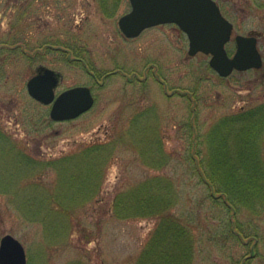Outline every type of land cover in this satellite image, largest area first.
<instances>
[{"label":"rangeland","instance_id":"obj_1","mask_svg":"<svg viewBox=\"0 0 264 264\" xmlns=\"http://www.w3.org/2000/svg\"><path fill=\"white\" fill-rule=\"evenodd\" d=\"M218 2L237 34L264 33V0ZM130 8L129 0L104 10L97 0H0L4 171L12 176L18 167L11 152L41 162L28 180L0 188V240L7 234L19 239L33 264H136L160 219H121L114 205L120 193L160 178L164 187L168 180L174 185L172 214L193 226V264H264V181L250 205L235 199L232 206L202 182L190 160L192 143L199 142L202 153L195 155L202 157L208 133L226 119L264 111V67L222 78L209 68V56H189L188 37L174 25L127 40L118 21ZM13 39L25 43L29 54L16 52ZM60 46L79 50L73 56H83L102 85L81 64L67 61ZM259 48L264 57V38ZM42 66L61 74L58 92L91 87L94 107L77 119L52 121L50 107L27 90ZM96 146V185L79 203L59 199L56 182L62 177L51 163ZM259 148L264 167V131ZM40 194L49 203L37 202ZM27 196L40 211L24 208Z\"/></svg>","mask_w":264,"mask_h":264},{"label":"trees","instance_id":"obj_2","mask_svg":"<svg viewBox=\"0 0 264 264\" xmlns=\"http://www.w3.org/2000/svg\"><path fill=\"white\" fill-rule=\"evenodd\" d=\"M61 48L71 49L70 47ZM13 49L25 55L29 54L25 49ZM62 53H64L63 50ZM209 68L214 71L211 67ZM258 112L242 113L237 119H226L223 125L212 129L208 133L206 151L202 157L195 155L202 153L198 146L199 142L192 143V151L195 154L190 160L202 182L214 188L217 193L225 194L226 200L232 206L236 203L235 199L249 204L258 192V184L264 180L259 153L260 137L264 131V111ZM189 130L193 132L191 127ZM3 145L1 143L0 147ZM97 148L96 146L82 151L76 157H65L51 163L57 167L58 180L62 177L56 182L59 199L64 202L79 203L84 199L80 198V195H89L96 185L95 177H99L95 174L100 162V157L96 155ZM11 153V156L14 155L16 158L11 160V163H15L18 169L15 168L12 176L4 171L8 160L6 152L0 151V154H4L0 155V188L10 189L16 180H28L41 164L37 159L25 156L21 160L16 152ZM75 159H79L80 162L77 163ZM74 164L73 171L65 172L69 171L70 165L73 167ZM63 177L66 181L64 188H62ZM161 181L160 178L148 180L136 188L120 193L114 205L115 215L121 219L137 217L160 219L151 240L136 264H193L197 240L193 226L184 225L178 216L172 214L178 202L174 185H171L172 181L168 180L164 187L165 182L161 184ZM31 187L38 188L37 184L32 183ZM64 190L71 192V196L68 197ZM40 196L41 199L36 200L37 202L49 203L48 199L43 198L41 194ZM31 201L33 200L27 196L24 208L30 212H34V208L40 211L35 207V203H28ZM29 264H33L32 261H29ZM69 264H75V262Z\"/></svg>","mask_w":264,"mask_h":264},{"label":"water","instance_id":"obj_3","mask_svg":"<svg viewBox=\"0 0 264 264\" xmlns=\"http://www.w3.org/2000/svg\"><path fill=\"white\" fill-rule=\"evenodd\" d=\"M132 9L119 20L123 34L138 37L144 30L164 24H176L189 38V55H211L210 66L222 77L235 70L260 69L264 65L255 36L238 35L237 50L231 56L226 45L234 26L214 0H130ZM59 74L49 68L38 71L27 83L29 95L44 105H52L54 121L76 119L95 104L92 90L77 86L56 96ZM0 264H28L23 243L11 234L0 240Z\"/></svg>","mask_w":264,"mask_h":264},{"label":"flooded vegetation","instance_id":"obj_4","mask_svg":"<svg viewBox=\"0 0 264 264\" xmlns=\"http://www.w3.org/2000/svg\"><path fill=\"white\" fill-rule=\"evenodd\" d=\"M113 1H117V0H97V2L99 3V6H100V9L101 10H104V9H107L112 3H113ZM216 2H217V4L219 5V7L221 8V11H222V13H223V15L225 16V18L227 19V20H229L230 22H232L233 23V25H234V33H233V37H232V40L230 41V43H229V45H231L232 43L235 45L236 44V37L239 35V34H237L236 33V26H235V24H234V22L226 15V13L224 12V9H223V7L220 5V3L218 2V0H215ZM129 2H130V4H131V1L129 0ZM132 9V5H131V8H130V10ZM130 10L128 11V12H130ZM127 12V13H128ZM127 13H125V14H127ZM124 14V15H125ZM123 16V15H122ZM121 16V17H122ZM120 17V18H121ZM119 18V19H120ZM118 23H119V21H118ZM168 25H173V24H165V25H159V26H168ZM159 26H156V27H159ZM174 26H176V25H174ZM119 27H120V25H119ZM154 28V27H153ZM149 29H151V28H149ZM148 29H146L145 31H147ZM145 31H143L138 37H135V38H128V37H126L123 33V37L125 38V39H127V40H132V39H137V38H139L141 35H143V33L145 32ZM122 32V31H121ZM181 32H183V31H181ZM184 33V32H183ZM185 34V33H184ZM246 36H255V37H257V39H258V42H257V44H258V46H259V44H260V39L261 38H264V33H261L260 35H258V36H256V34L255 33H252V34H250V35H246ZM16 41V42H15ZM13 43H14V46L16 47V48H18V49H23V45L25 44H21L20 42H19V40H16V39H13ZM1 46H4V44H2ZM236 46V45H235ZM50 47H53L52 45L50 46ZM55 47V46H54ZM61 50H63V55L65 56V58H66V60L67 61H69L70 63H76V64H81L82 66H83V68L86 70V72L91 76V77H93V79L95 80V82L97 83V84H99V85H102V83L100 82V77H99V72H97V71H95L92 67H90V64H88V62L84 59V57L83 56H80V54H78L77 53V56H73V50H75L76 52H79V50H77V49H75V47H71V50L70 49H62L61 48ZM43 68H48V67H40V69L39 70H41V69H43ZM38 70V71H39ZM253 70H255V69H253ZM58 73V72H57ZM59 74V78H60V81H59V84H58V87L56 88V95L58 96V95H60L63 91H61V92H58V88H59V85H60V83H61V80H62V76H61V74L60 73H58ZM107 75V74H106ZM134 78V77H133ZM133 78H132V80H133ZM162 82V81H161ZM84 86H86V85H84ZM76 87V86H75ZM87 87H89V86H87ZM91 90H92V92H93V89L91 88V87H89ZM93 94H94V92H93ZM94 97H95V94H94ZM95 102H96V97H95ZM50 108H51V106H50ZM260 153V155H261V152H259ZM262 169L264 170V167H262ZM264 181V180H263ZM262 181V182H263ZM259 185L260 184H258V192L254 195V196H256L260 191H259V188H261V187H259ZM261 193V192H260ZM227 201V200H226ZM251 204V202L249 203V205ZM231 206V205H230Z\"/></svg>","mask_w":264,"mask_h":264}]
</instances>
